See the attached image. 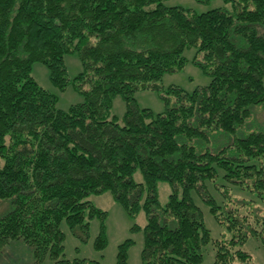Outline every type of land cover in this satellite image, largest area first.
Wrapping results in <instances>:
<instances>
[{
	"label": "trees",
	"instance_id": "trees-1",
	"mask_svg": "<svg viewBox=\"0 0 264 264\" xmlns=\"http://www.w3.org/2000/svg\"><path fill=\"white\" fill-rule=\"evenodd\" d=\"M164 1L0 0V200L9 204L0 216V251L21 240L34 264L46 257L101 264L65 258L60 224L84 241L97 217L94 246L103 249L106 212L88 196L107 191L130 216L145 214L143 264H202L211 238L192 190L231 231L212 240L214 264H247L251 257L238 245L249 237L264 244V207L240 212L245 202L226 185L219 206L206 186L220 177L264 205V132L211 145L243 126L250 106L264 107V0H223L230 8L200 13ZM188 47L210 82L191 92L169 87L158 114L140 109L134 93L159 91L162 75L184 66ZM70 53L82 63L72 80L64 64ZM35 61L56 87L71 82L84 101L57 108L56 96L31 76ZM116 95L126 105L122 124L110 116ZM136 170L142 182L133 179ZM159 182L171 187L164 206ZM130 242L119 246L116 264H127Z\"/></svg>",
	"mask_w": 264,
	"mask_h": 264
},
{
	"label": "rangeland",
	"instance_id": "rangeland-1",
	"mask_svg": "<svg viewBox=\"0 0 264 264\" xmlns=\"http://www.w3.org/2000/svg\"><path fill=\"white\" fill-rule=\"evenodd\" d=\"M164 3L168 6H179L185 9H191L194 12L200 13L215 7L230 8L229 3L223 0H210L202 2L198 0H165ZM195 48L188 47L183 51V56L186 59L184 66L174 72H166L162 75L158 82L161 86L159 91L152 89H140L134 93V99L141 108H147L153 114L163 112L165 109L164 101L161 94L171 86H177L187 92L193 91L198 86H205L210 82L209 75L193 62L195 56ZM64 64L67 69V76L70 80L82 70V63L77 53H70L64 56ZM31 76L37 83L56 96V107L67 110L72 104L84 101V96L80 94L72 85L71 82L60 90L56 87L49 78V71L46 66L35 61L31 66ZM264 84V77H263ZM250 116L246 119L243 126L239 127L235 133H219L213 138L211 145L220 148L223 145L230 144L235 138L243 137L251 131L264 132V107L250 106ZM126 112L125 101L121 95H116L112 99L110 116H114L119 124L124 121ZM264 168V164H263ZM133 179L136 182H142V175L139 170L133 174ZM217 184V187L214 185ZM222 185V186H221ZM230 186L231 192L237 201L245 202L240 207V212L251 207H261L264 205L255 196L254 192L248 189H240L236 184H226L222 178H217L215 182L206 183L208 192L215 199L219 206L223 205V199L219 190H223L224 186ZM171 190L169 183L159 182L157 185V194L161 206H164L168 200V194ZM192 197L196 204L202 210L205 226L210 233V242L202 247V264H214V247L212 240L229 237L231 231L226 226L218 221L210 210V206L206 204L198 195L196 190H192ZM88 199L98 208L106 212L104 219V236L106 245L103 249H96L94 241L100 230V222L97 217L89 220V232L86 240H81L75 236L68 228L65 221L60 224V229L63 232L64 239V257L67 259L86 258L90 260H98L101 264H116V255L119 246L126 240H130V244L126 249L127 264H143L141 258V250L144 245L143 227L146 223V217L141 210L135 216H130L122 204L115 201L110 192L101 194H92ZM241 204V203H240ZM239 205V204H238ZM9 210L7 201L0 200V216ZM224 210L218 208L217 215L220 219L223 217ZM138 226L136 230L133 227ZM239 248L246 251L251 261L247 264H264V244L260 237H249ZM0 264H34L31 248L25 245L21 240H10L0 251ZM39 264H53L50 258L46 257Z\"/></svg>",
	"mask_w": 264,
	"mask_h": 264
}]
</instances>
